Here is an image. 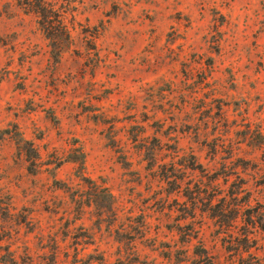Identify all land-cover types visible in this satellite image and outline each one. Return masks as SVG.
Returning a JSON list of instances; mask_svg holds the SVG:
<instances>
[{
	"label": "rangeland",
	"instance_id": "obj_1",
	"mask_svg": "<svg viewBox=\"0 0 264 264\" xmlns=\"http://www.w3.org/2000/svg\"><path fill=\"white\" fill-rule=\"evenodd\" d=\"M44 2L0 0V264H264V0Z\"/></svg>",
	"mask_w": 264,
	"mask_h": 264
},
{
	"label": "trees",
	"instance_id": "obj_2",
	"mask_svg": "<svg viewBox=\"0 0 264 264\" xmlns=\"http://www.w3.org/2000/svg\"><path fill=\"white\" fill-rule=\"evenodd\" d=\"M25 2V5H30L33 6V3L35 2V7L37 8V13L41 15V17H43L46 20L45 23L49 24V28H54V27H58V30H61L62 28V14L58 11V10H54L53 8H51L50 10H48L46 8V4L44 2V0H23ZM38 3V4H37ZM48 14V15H47ZM54 18V24L53 19L49 22V18ZM56 23V25H55ZM52 24V25H51ZM54 25V26H53Z\"/></svg>",
	"mask_w": 264,
	"mask_h": 264
}]
</instances>
